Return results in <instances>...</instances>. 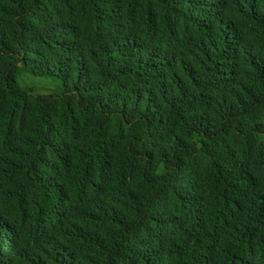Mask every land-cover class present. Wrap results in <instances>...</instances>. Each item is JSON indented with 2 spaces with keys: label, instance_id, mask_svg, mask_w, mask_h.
<instances>
[{
  "label": "trees",
  "instance_id": "trees-1",
  "mask_svg": "<svg viewBox=\"0 0 264 264\" xmlns=\"http://www.w3.org/2000/svg\"><path fill=\"white\" fill-rule=\"evenodd\" d=\"M0 264H264V0H0Z\"/></svg>",
  "mask_w": 264,
  "mask_h": 264
},
{
  "label": "rangeland",
  "instance_id": "rangeland-1",
  "mask_svg": "<svg viewBox=\"0 0 264 264\" xmlns=\"http://www.w3.org/2000/svg\"><path fill=\"white\" fill-rule=\"evenodd\" d=\"M19 80L21 84L31 87L36 92H48L50 89L48 80L33 76L26 71L20 74Z\"/></svg>",
  "mask_w": 264,
  "mask_h": 264
}]
</instances>
